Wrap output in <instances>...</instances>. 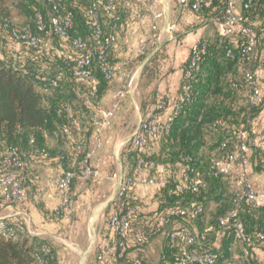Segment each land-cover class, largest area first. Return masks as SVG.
Here are the masks:
<instances>
[{
    "label": "trees",
    "instance_id": "1",
    "mask_svg": "<svg viewBox=\"0 0 264 264\" xmlns=\"http://www.w3.org/2000/svg\"><path fill=\"white\" fill-rule=\"evenodd\" d=\"M108 1H111V9L106 8ZM187 1L190 5L194 0ZM92 2L93 0L62 2L59 14L61 16L71 14L72 26L66 30V35L61 37L52 31L51 19L55 14L46 0L17 2L0 0V166L5 153L11 148H16L20 158L28 161V172L34 159H48L57 154L62 162H66L65 170H77L78 163L85 158L95 127L94 122L86 118L90 110L85 107V103L89 102L94 106L109 80L100 67L95 65L94 81L88 86L80 83L73 76L71 66L63 64L58 59L56 51L62 48L72 52L71 42L77 38L93 43L94 27L90 24L87 14ZM127 6L118 0H102L99 7V24L104 33L114 35V29L126 15ZM13 9L20 10L25 16V23L21 28L12 23ZM199 13L209 22L220 20L224 15V0H213ZM240 14L251 24L257 38L256 57L252 64L238 59L240 51L237 45L241 39L237 28L227 38L219 34L214 38H202L205 51L191 70L192 78L187 81L189 98L179 102L180 108L168 129L165 130L163 124L149 140L145 152L141 154L127 148L135 163L137 159L147 162L146 169L149 175L159 174L166 177L164 186H156L162 199L157 210L166 207H185L191 202L202 207V213L191 221L177 219L195 234L205 231L203 219L208 203H215L216 217L235 206L232 186L216 175L210 165L213 159L226 153L236 155L237 140L233 132L247 120H249L246 127L248 165L250 164L254 171L264 170L261 141L264 132L254 133L252 128L254 118L264 108L262 86L264 76L260 77L256 73L258 68L264 72V0H251L248 7L241 9ZM27 28L32 35L42 40L41 49L27 47L23 41L15 48H8L6 44L12 41L13 32L21 33ZM234 37H237L236 40ZM228 46L233 47L234 58L227 53ZM109 61L113 64L111 59ZM188 62L189 58L183 69ZM248 68L259 78L261 87L260 101L251 110H249L251 90L244 78ZM184 83L185 81L182 82L179 94L183 93ZM69 126L66 133L64 130ZM83 129H86L87 139L80 135ZM208 129L216 136L213 144L207 148L212 155L208 159H198L201 149L207 145L205 132ZM257 135L260 138V145L254 146L250 144V140ZM50 138H54L57 143L69 141L71 150H60L55 153L48 146ZM226 138H230L227 148L217 151V146ZM77 141L84 146L80 153H76L73 148ZM155 142L158 149L148 153V147ZM248 149H251L249 155ZM157 167H161V170ZM76 177L71 181L70 192ZM184 178L203 179L207 184L206 189L198 193L184 189L181 194H176V186ZM116 201L108 208L107 221L113 213H124L126 206L130 205L135 212V219L132 222L134 232L144 224L141 221L153 213L152 211L146 217L142 216L137 211L131 195L122 196ZM0 203L10 205L1 200ZM20 209H23V206ZM237 218L254 241L248 247L251 264H264V241L255 238L257 233L264 232V202L255 208L242 204ZM1 222L4 227H0V264H59L57 248L53 242L31 235L25 227L22 231L18 217L5 218ZM212 226L214 231L208 232L207 238L195 246L197 250L218 253L219 259L215 264H241L242 257L244 264H247L238 246H235L233 251L229 250L234 242L232 230L219 228L216 218ZM178 248L167 236L160 264L170 263ZM128 249L136 248L130 246L121 248L115 245L112 255L114 264L123 261L122 256H118L119 252ZM100 253L101 245L98 249L99 256ZM99 263L104 264V261L99 258ZM123 264L131 262L126 260Z\"/></svg>",
    "mask_w": 264,
    "mask_h": 264
},
{
    "label": "crops",
    "instance_id": "2",
    "mask_svg": "<svg viewBox=\"0 0 264 264\" xmlns=\"http://www.w3.org/2000/svg\"><path fill=\"white\" fill-rule=\"evenodd\" d=\"M118 1L128 5V9L114 29V41L109 52L117 70L93 106L95 110L114 108V112L102 130L100 146L95 148L90 143L88 145L91 151L88 163L99 171L100 179L92 181L77 176L71 190L70 211L66 215H59L55 212L59 196L47 178L61 175L66 162H62L57 154L48 159H34L30 163L27 184L29 203L23 209H20V205L0 203V222L5 218L18 217L31 235L53 242L59 264H100L98 249L101 241L106 238L116 245L118 238L107 221L108 208L117 202L114 199V176L135 172L140 178L149 173L147 169L136 168L126 142L140 122L154 112L159 96L169 102L159 114L160 121L164 122L172 112L183 82V67L190 52L198 40L209 35V21L178 0H158L164 15L156 21V30L151 29L153 20L149 0ZM241 3L242 0H237V12H241ZM256 73L264 76L259 68ZM252 128L254 133L264 132V108L254 118ZM80 135L87 139L86 129ZM250 141L254 146L260 145L258 135ZM48 146L55 153L71 150L69 141L57 143L54 138L49 139ZM157 149V143H152L148 153ZM250 153L251 149H248V155ZM233 167L236 175L237 159ZM135 168L137 170L134 171ZM157 169L161 170V167ZM247 178L255 190H264V170L254 171L249 164ZM130 195L137 211L144 217L157 210L162 202L155 185L135 184L130 189ZM180 223L176 220L166 226L161 234L142 248L120 251L118 256L123 258L120 264L126 260L131 264H160L167 232ZM193 229L197 231L194 226ZM154 251H157L158 259L150 263L152 261L148 258Z\"/></svg>",
    "mask_w": 264,
    "mask_h": 264
},
{
    "label": "built area",
    "instance_id": "3",
    "mask_svg": "<svg viewBox=\"0 0 264 264\" xmlns=\"http://www.w3.org/2000/svg\"><path fill=\"white\" fill-rule=\"evenodd\" d=\"M64 0H46L51 6L54 16L51 19V28L55 34L61 37L66 35V30L72 26V15L66 14L61 16L59 9ZM102 0H93L91 6L87 10L90 19V24L94 27L93 43H88L80 38L72 40V52L59 48L57 49L58 59L65 65H70L72 68L73 76L82 84L89 85L94 81L93 69L97 65L104 73L108 80H111L117 68L111 64L110 48L114 41V35L104 33L99 24V7ZM149 8L151 10L153 23L152 30L157 29L156 21L163 17V12L159 8L158 0H149ZM182 5H188L194 12L199 13L203 8L208 7L213 0H194L190 5L187 0H178ZM251 3V0H242L241 8H246ZM237 0H224V15L220 20L214 21L217 33L224 37H230L237 28L241 41L237 45L240 51L239 60H246L252 64L256 57V34L250 23L243 18L240 12L236 10ZM111 1L107 2L106 8L111 9ZM108 12V11H106ZM40 19V16L38 15ZM24 42L25 46L35 49H41L42 40L34 35L27 28L21 33L13 32L12 41L6 45L8 48H15L18 43ZM233 47H227V53L234 58ZM205 47L202 40H198L193 46L189 62L185 69H183V93L179 94L174 102L172 112L166 117L164 122L159 119V114L168 105V100L165 97L159 96L157 99L154 112L146 119L140 122L137 129L132 133L131 137L127 140L126 144L130 146L137 154L145 152L149 140L156 134L158 129L164 124V129L167 130L171 120L176 115L180 108V101L189 98V85L187 81L192 78L191 70L194 69L197 62L200 60L201 55L204 53ZM244 78L249 85L251 93L249 96V110L260 101L261 87L259 78L252 73L250 68L245 71ZM54 83V82H53ZM85 107L90 110V114L86 117L92 120L95 124L90 145L92 147L100 146V138L103 128L107 124V120L113 114L114 108L107 110H95L91 103L86 102ZM66 111H68L66 109ZM249 120L245 124L234 130L233 135L237 140L236 155L233 153H226L223 156L217 157L212 160L210 168L214 173L221 178L225 179L232 187L231 192L234 196L235 206L232 210L219 214L216 217V224L219 228H229L232 230L234 242L229 247L233 251L235 246H238L247 264H251L248 247L253 244V238L245 232L242 222L237 218L239 208L242 204L250 207H257L264 202V190L257 191L250 184L247 178L248 160L246 157L247 152V131L246 127ZM220 124V121L218 122ZM70 126L64 131L68 133ZM263 142V156H264V134L261 136ZM230 138H226L217 146V151L227 148ZM74 150L76 153L83 151L84 146L80 142L74 143ZM91 156V151L88 149L85 158L78 163L77 170H65L59 176H50L47 182L55 188L58 196L59 203L55 208V212L59 215H66L70 211L71 197L70 184L75 176H84L90 178L92 181L100 179V173L97 169L89 165L88 160ZM190 160V158H188ZM235 159L238 160L237 174L234 175L233 163ZM29 166L28 161L20 158L16 148L9 149L1 162L0 166V200L6 204L16 203L20 206H25L29 203V194L27 190V183L30 174L27 171ZM148 167L147 162L141 159L136 160V168ZM135 168V169H136ZM137 170V169H136ZM116 184L115 200L120 199L122 196L130 197V189L135 184L142 185H155L164 186L166 177L159 174H148L137 178L135 172L128 175L114 176ZM206 182L200 178L183 179V181L176 186V194H181L184 189H189L191 192L198 193L200 190L206 189ZM202 213V207L191 202L185 207H166L162 210H154L153 213L145 218L144 224L137 232L132 229L133 219H135V212L130 205H127L124 213H113L108 221L111 229L114 230L118 240L116 242L121 248L134 247L136 249L142 248L147 245L152 238L161 234L166 226L171 225L179 218L186 220H193L197 215ZM20 229L24 230L22 220L19 222ZM0 227L3 228V222H0ZM214 231V226H208L206 230L200 234H195L192 230L185 225H178L172 227L167 236L169 240L175 243L179 248L172 261L167 264H215L219 259L216 252L199 251L195 247L207 238V233ZM256 239L264 241V232H259L255 236ZM101 253L99 258L104 261V264H114L112 255L115 250V245L104 238L101 241Z\"/></svg>",
    "mask_w": 264,
    "mask_h": 264
},
{
    "label": "rangeland",
    "instance_id": "4",
    "mask_svg": "<svg viewBox=\"0 0 264 264\" xmlns=\"http://www.w3.org/2000/svg\"><path fill=\"white\" fill-rule=\"evenodd\" d=\"M13 2H17L18 0H11ZM12 23L17 26L18 28H21L23 26V24L25 23V16L23 14V12H21L20 10L18 9H13L12 10ZM209 28H208V37H204L205 39L207 38H214L217 36V30H216V25L212 22H209ZM237 37H234L233 39L236 40ZM46 46V44H45ZM260 69V68H259ZM258 74V73H257ZM261 74V73H259ZM262 86L263 83H262ZM263 92H264V87H263ZM216 139V136L208 129L206 130L205 132V140L207 142V145L206 147H204L203 149H201L200 153L198 154L197 158L198 159H202V158H205V159H208V157L210 155H212L211 152L208 151V147L213 144V142L215 141ZM130 150V147H126ZM127 151V150H126ZM129 152V151H128ZM215 209H216V205L214 202H210L208 203V206L206 208V211H205V214H204V226L208 227V226H212L214 225V221H215V218H216V215H214L215 213ZM158 259V254H157V251H154L152 253V255H149V258L148 260H151L152 262L150 263H154L156 262V260ZM149 263V262H148ZM241 264H244V260H243V257L241 259Z\"/></svg>",
    "mask_w": 264,
    "mask_h": 264
}]
</instances>
